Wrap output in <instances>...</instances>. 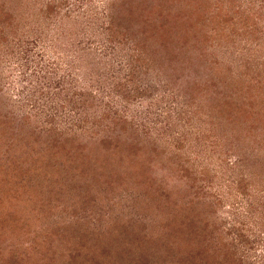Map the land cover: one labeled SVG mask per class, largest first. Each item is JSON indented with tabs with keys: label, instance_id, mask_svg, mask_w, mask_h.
<instances>
[{
	"label": "rangeland",
	"instance_id": "obj_1",
	"mask_svg": "<svg viewBox=\"0 0 264 264\" xmlns=\"http://www.w3.org/2000/svg\"><path fill=\"white\" fill-rule=\"evenodd\" d=\"M0 264H264V0H0Z\"/></svg>",
	"mask_w": 264,
	"mask_h": 264
},
{
	"label": "trees",
	"instance_id": "obj_2",
	"mask_svg": "<svg viewBox=\"0 0 264 264\" xmlns=\"http://www.w3.org/2000/svg\"><path fill=\"white\" fill-rule=\"evenodd\" d=\"M148 21H149V20H148ZM151 21H152V22H151L150 25L152 26V28H154V29L157 28V29H158V28H159V25H157V24L155 23L154 20H151ZM144 24H145V22H144ZM160 24H161V23H160Z\"/></svg>",
	"mask_w": 264,
	"mask_h": 264
}]
</instances>
